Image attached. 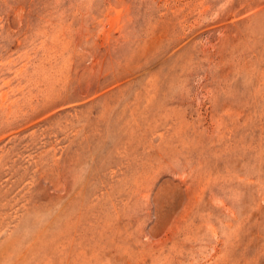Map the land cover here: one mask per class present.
Segmentation results:
<instances>
[{
    "label": "rangeland",
    "instance_id": "1",
    "mask_svg": "<svg viewBox=\"0 0 264 264\" xmlns=\"http://www.w3.org/2000/svg\"><path fill=\"white\" fill-rule=\"evenodd\" d=\"M0 264H264V0H0Z\"/></svg>",
    "mask_w": 264,
    "mask_h": 264
}]
</instances>
